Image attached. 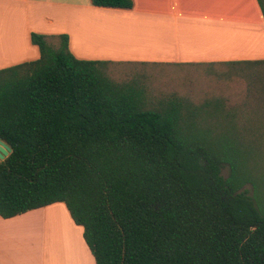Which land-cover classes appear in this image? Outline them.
<instances>
[{
	"label": "trees",
	"instance_id": "1",
	"mask_svg": "<svg viewBox=\"0 0 264 264\" xmlns=\"http://www.w3.org/2000/svg\"><path fill=\"white\" fill-rule=\"evenodd\" d=\"M30 41L37 59L0 69L1 217L62 202L95 264H264L263 58L127 61L222 65L244 84L232 104L113 78L116 61L76 57L65 33Z\"/></svg>",
	"mask_w": 264,
	"mask_h": 264
},
{
	"label": "crops",
	"instance_id": "2",
	"mask_svg": "<svg viewBox=\"0 0 264 264\" xmlns=\"http://www.w3.org/2000/svg\"><path fill=\"white\" fill-rule=\"evenodd\" d=\"M131 8L90 0H0V69L39 57L32 32L68 35L78 58L212 62L224 55L229 28L264 29L256 0H132ZM54 219L61 226H52ZM44 228V229H43ZM45 230V231H44ZM62 202L0 216V264H95Z\"/></svg>",
	"mask_w": 264,
	"mask_h": 264
},
{
	"label": "rangeland",
	"instance_id": "3",
	"mask_svg": "<svg viewBox=\"0 0 264 264\" xmlns=\"http://www.w3.org/2000/svg\"><path fill=\"white\" fill-rule=\"evenodd\" d=\"M227 45H221L225 48L224 55L233 51L232 58L240 59H264V29L259 27H252L243 29L241 27L229 28L226 36ZM87 59V58H84ZM92 60H108V59H92ZM236 60V59H235ZM126 60H118L109 68V73L113 78L124 79L132 73L143 72L150 79L149 84L155 90L164 91H178L180 93L195 96L197 99L211 94H219L222 96H229L231 103H236L235 100L241 98L244 92V84L241 80H227L223 75L226 67L222 65H215L208 67L203 65H147L141 67L134 62H125ZM133 61V60H128ZM146 61V60H137ZM160 61V60H147ZM226 174L227 170L224 169ZM249 187V185H247ZM52 226H61V230L66 235H70L58 219H54ZM89 250V249H88ZM93 257V256H92ZM94 259V258H93Z\"/></svg>",
	"mask_w": 264,
	"mask_h": 264
},
{
	"label": "water",
	"instance_id": "4",
	"mask_svg": "<svg viewBox=\"0 0 264 264\" xmlns=\"http://www.w3.org/2000/svg\"><path fill=\"white\" fill-rule=\"evenodd\" d=\"M11 151L10 146L0 139V159H3Z\"/></svg>",
	"mask_w": 264,
	"mask_h": 264
},
{
	"label": "bare ground",
	"instance_id": "5",
	"mask_svg": "<svg viewBox=\"0 0 264 264\" xmlns=\"http://www.w3.org/2000/svg\"><path fill=\"white\" fill-rule=\"evenodd\" d=\"M44 229V228H43ZM45 231V230H44Z\"/></svg>",
	"mask_w": 264,
	"mask_h": 264
}]
</instances>
